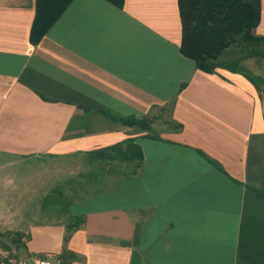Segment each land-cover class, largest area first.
Instances as JSON below:
<instances>
[{
	"label": "crops",
	"instance_id": "obj_1",
	"mask_svg": "<svg viewBox=\"0 0 264 264\" xmlns=\"http://www.w3.org/2000/svg\"><path fill=\"white\" fill-rule=\"evenodd\" d=\"M34 16L35 0H0V231L18 232L21 254L264 264V91L180 52L177 0H71L36 44ZM242 64L264 78L263 63ZM103 111L150 118L154 134ZM130 137L135 174L53 212L48 195L80 172L65 161Z\"/></svg>",
	"mask_w": 264,
	"mask_h": 264
},
{
	"label": "trees",
	"instance_id": "obj_2",
	"mask_svg": "<svg viewBox=\"0 0 264 264\" xmlns=\"http://www.w3.org/2000/svg\"><path fill=\"white\" fill-rule=\"evenodd\" d=\"M71 0H35V16L30 30V42L36 44L61 15ZM121 5L122 0H110ZM180 22V52L192 60L196 67L207 73L219 69L240 73L255 87L256 78L242 62L246 59L264 60V36H256L253 29L260 21V0H177ZM258 88V87H257ZM113 121L125 125L150 129L143 119L134 115L117 116L103 111ZM96 158L117 160L131 165L122 175L135 174L142 164L143 155L134 138L88 152ZM48 195L46 198H51ZM83 219L66 226L64 241ZM19 235V234H17ZM20 236V235H19ZM14 241L19 242V237ZM66 252L62 253L64 256Z\"/></svg>",
	"mask_w": 264,
	"mask_h": 264
},
{
	"label": "rangeland",
	"instance_id": "obj_3",
	"mask_svg": "<svg viewBox=\"0 0 264 264\" xmlns=\"http://www.w3.org/2000/svg\"><path fill=\"white\" fill-rule=\"evenodd\" d=\"M257 63H263L264 60H256ZM250 72V71H249ZM256 78L257 87L260 90L264 91V78L258 75L253 74ZM144 123H152L150 118H142ZM143 129V128H137ZM146 130V129H145ZM149 134H154V131L151 129L146 130ZM80 161V162H79ZM65 167L76 169L80 168V172L75 174L73 177L65 179L59 186L55 189L61 194H54L49 198L48 202L53 207L52 210L55 213L61 212V209L72 199L82 197L89 192L99 189L101 186L106 184L109 179L121 176L123 173L128 172L131 169V165H126L125 163L118 162L117 160H109L106 158H96L91 155H81L68 159L64 163ZM80 164V165H79ZM50 209V210H51ZM18 232L13 230H1L0 237L2 239L3 247L12 248L17 253L21 254L22 251V238L17 235ZM18 236L19 242L14 241Z\"/></svg>",
	"mask_w": 264,
	"mask_h": 264
},
{
	"label": "built area",
	"instance_id": "obj_4",
	"mask_svg": "<svg viewBox=\"0 0 264 264\" xmlns=\"http://www.w3.org/2000/svg\"><path fill=\"white\" fill-rule=\"evenodd\" d=\"M0 264H69L59 256L43 254L40 256H26L17 253L12 248L3 247L0 237Z\"/></svg>",
	"mask_w": 264,
	"mask_h": 264
}]
</instances>
